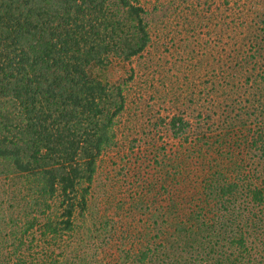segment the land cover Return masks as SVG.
Listing matches in <instances>:
<instances>
[{"label": "trees", "instance_id": "16d2710c", "mask_svg": "<svg viewBox=\"0 0 264 264\" xmlns=\"http://www.w3.org/2000/svg\"><path fill=\"white\" fill-rule=\"evenodd\" d=\"M258 4L220 50L230 101L220 121L172 118L167 138L180 150L120 176L114 225L88 229L84 243L79 230L104 211L92 203L99 163L126 109L115 67L149 47L146 10L141 0H0V264H264Z\"/></svg>", "mask_w": 264, "mask_h": 264}, {"label": "rangeland", "instance_id": "374dc122", "mask_svg": "<svg viewBox=\"0 0 264 264\" xmlns=\"http://www.w3.org/2000/svg\"><path fill=\"white\" fill-rule=\"evenodd\" d=\"M258 1L141 0L151 43L132 62L116 64L114 77L123 83L127 103L115 127L116 146L99 163L92 203L97 211L101 213L102 207L104 211L89 214L78 239L92 243L88 229L99 230L105 220L114 225V208L108 205L115 203L117 190L127 193L118 183L120 176L123 183L126 172L145 167L154 156L164 158L180 150L176 139L167 138L173 136L168 130L172 118L194 125L220 121L222 106L229 101L228 78L222 77L228 68L218 61L220 50L233 48L230 25L238 26L246 14L258 13L263 7Z\"/></svg>", "mask_w": 264, "mask_h": 264}]
</instances>
